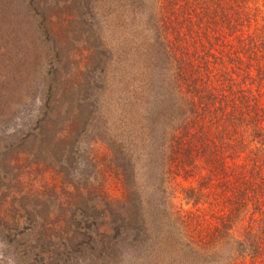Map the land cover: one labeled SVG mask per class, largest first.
<instances>
[{"label": "trees", "instance_id": "16d2710c", "mask_svg": "<svg viewBox=\"0 0 264 264\" xmlns=\"http://www.w3.org/2000/svg\"><path fill=\"white\" fill-rule=\"evenodd\" d=\"M143 1L124 0L121 32L108 36L116 41L98 42L107 74L119 71L107 88L124 113L122 126L113 127L122 138L107 127L94 133L101 119L92 123L96 100L88 119L80 104L67 108L77 113L60 127L41 116L28 135L35 156L43 157L34 164L61 176L64 200L55 187L45 188L36 196L60 199L56 211L37 200L28 216L39 230L73 228V240L98 264H145L139 260L149 257L158 264H264V4L149 0L146 11ZM129 13L137 20L122 25ZM146 91L156 108L134 118L137 96ZM89 128L91 143L111 149L112 158L97 151L101 146H78ZM42 130L51 137L45 140ZM140 170L154 176L140 179ZM111 176L120 197L107 192ZM178 188L192 209L175 206Z\"/></svg>", "mask_w": 264, "mask_h": 264}, {"label": "rangeland", "instance_id": "374dc122", "mask_svg": "<svg viewBox=\"0 0 264 264\" xmlns=\"http://www.w3.org/2000/svg\"><path fill=\"white\" fill-rule=\"evenodd\" d=\"M123 1L0 0V264H98L87 248L73 240V228L49 224L45 230H39L41 223L35 224L28 216L27 211L35 202L45 201L56 211L57 201L62 198L61 176L53 169L34 164L43 157L35 156L36 149L31 147L32 137L28 135L41 116L57 121L58 127L71 120L77 113L67 111L71 104H80L82 116L88 119L96 100L98 110L92 123L101 119L93 127L94 133L100 134L99 130L107 127L111 137L122 138L123 134L113 127L122 126L124 113L117 112L113 107L115 103H110L107 88V81L112 83L119 71L115 66L107 74L106 54L98 42L101 37L116 41L117 36H108L121 32L119 7ZM143 4L144 10H151L149 0H144ZM262 4L264 0H259V5ZM132 15L127 14L122 25L134 23L137 19H132ZM143 16L145 19L146 13ZM110 21L116 23V27L106 29ZM140 61L136 59L135 68ZM142 79L140 77L141 84ZM115 96L119 98V89ZM90 102L91 108L86 105ZM136 102L140 104L135 106L138 111L131 114L134 118L136 114L139 118L146 116L156 108L147 91L143 96L138 95ZM95 114H98L97 119ZM90 129L81 135L78 146H85L86 151L89 146H101L97 151L105 154L104 145L91 143L93 131ZM69 130L67 128L62 135L71 136L67 134ZM42 133L43 136L47 133L45 140L51 137L47 130ZM103 134L106 138L107 131ZM107 153L112 158V150ZM49 162L58 168L57 161ZM73 174L79 176L76 171ZM139 174L140 179L154 176L147 170H140ZM152 181L156 184L154 179ZM179 181L184 186L189 185V181ZM53 187L60 199L36 196L45 188ZM66 189L72 192L70 187ZM107 192L112 197H120L119 185L112 176ZM143 194L146 198L152 196L149 189ZM173 202L183 210L192 209L190 204L186 205L179 188ZM37 209L42 206L37 205ZM53 214L52 219L57 213ZM158 259L149 257L139 261L158 264Z\"/></svg>", "mask_w": 264, "mask_h": 264}]
</instances>
